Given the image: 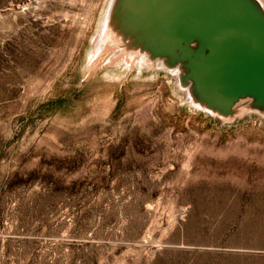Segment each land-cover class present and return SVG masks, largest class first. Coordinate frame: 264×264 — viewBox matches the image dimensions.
Returning a JSON list of instances; mask_svg holds the SVG:
<instances>
[{"label": "rangeland", "instance_id": "1", "mask_svg": "<svg viewBox=\"0 0 264 264\" xmlns=\"http://www.w3.org/2000/svg\"><path fill=\"white\" fill-rule=\"evenodd\" d=\"M108 2L0 0V264H264V115L92 52Z\"/></svg>", "mask_w": 264, "mask_h": 264}, {"label": "water", "instance_id": "2", "mask_svg": "<svg viewBox=\"0 0 264 264\" xmlns=\"http://www.w3.org/2000/svg\"><path fill=\"white\" fill-rule=\"evenodd\" d=\"M106 27L129 50L179 70L192 102L219 118L264 115L261 0H114Z\"/></svg>", "mask_w": 264, "mask_h": 264}, {"label": "bare ground", "instance_id": "3", "mask_svg": "<svg viewBox=\"0 0 264 264\" xmlns=\"http://www.w3.org/2000/svg\"><path fill=\"white\" fill-rule=\"evenodd\" d=\"M113 1L114 0H109L108 4H107V7H106V12H105V18L103 20V23H102V26H101V29L95 39V43H94V49L92 50L93 51H97V49H102V51H105V52H108V49L110 50V52L112 53H115V51L117 52L118 51V56L115 57V60H121L122 59H132V60H137V61H142L144 62L147 66H153V65H158L160 67H163V64L159 61H153L152 59H150L147 54L145 53H139L135 50H129V48L126 47V45L122 42V40L120 39V36L117 35L115 33V31H112L110 25H108L106 27L105 23H106V18H107V15H108V12L110 10V8L112 7L113 5ZM263 4V3H262ZM264 5V4H263ZM96 49V50H95ZM91 52V53H92ZM93 56H95V54H91ZM91 59V58H90ZM173 72L175 73L176 75V79L179 83V87L182 89L183 93L189 97V90L187 87H184L182 86V84L179 82V70L178 69H174ZM189 99V102L197 107V108H200L202 109L198 104L194 103L191 101L190 98ZM204 110V109H202Z\"/></svg>", "mask_w": 264, "mask_h": 264}]
</instances>
